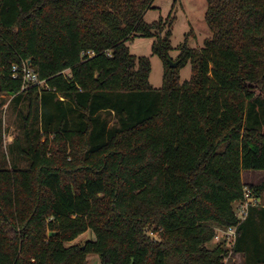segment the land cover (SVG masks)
Masks as SVG:
<instances>
[{"label": "trees", "instance_id": "obj_1", "mask_svg": "<svg viewBox=\"0 0 264 264\" xmlns=\"http://www.w3.org/2000/svg\"><path fill=\"white\" fill-rule=\"evenodd\" d=\"M154 2L0 0V93L28 101L11 152L29 164L0 168V264H87L93 253L102 264H223L229 254L226 240L207 245L215 227L239 223L246 187L259 196L242 172L264 171V0H207L214 35L200 51L185 41L177 68L174 19L145 21ZM138 36L157 38L160 89L150 59L130 52ZM23 62L44 86L22 90L12 66ZM255 210L233 247L244 264H264L249 234ZM87 231L94 240L66 245Z\"/></svg>", "mask_w": 264, "mask_h": 264}, {"label": "rangeland", "instance_id": "obj_2", "mask_svg": "<svg viewBox=\"0 0 264 264\" xmlns=\"http://www.w3.org/2000/svg\"><path fill=\"white\" fill-rule=\"evenodd\" d=\"M208 7L207 0H155L153 8L146 13L145 21L148 24L163 19L164 24L166 23L168 28L169 24L167 23L174 19L171 26V45L173 50L170 55L172 61H177L185 41L189 48L200 51L204 48L205 40L213 37L214 31L209 28L205 20ZM156 41V37L146 38L138 36L129 42L128 46L132 55L138 58L148 57L150 59L152 69L149 81L153 88L160 89L163 86L165 66L160 56L153 51ZM191 76L192 64L189 61L186 66L180 69L181 82L190 80ZM20 111L27 113L28 101L23 100L21 103L16 104L12 96L0 93V168L11 169L12 166H16L25 169L29 165L27 160L11 152L14 142L17 140L23 142L24 139ZM116 124V120L112 119L110 125L114 126ZM50 137L52 140L53 136ZM43 141H45V138H43ZM49 145L50 149L54 148L52 141H50ZM244 173L246 182L258 181L264 175V171H244ZM49 234L48 237H50ZM148 234L154 240L159 241L162 239L160 231H155L154 227L150 228ZM94 239V233L87 231L73 242L66 243V245H83L88 240ZM218 244L219 242L213 239L207 246L210 249H214ZM87 264H102V261L98 254L93 253L88 255ZM228 264L235 263L230 260Z\"/></svg>", "mask_w": 264, "mask_h": 264}, {"label": "built area", "instance_id": "obj_3", "mask_svg": "<svg viewBox=\"0 0 264 264\" xmlns=\"http://www.w3.org/2000/svg\"><path fill=\"white\" fill-rule=\"evenodd\" d=\"M12 74L15 79H21L23 82L22 90H27L32 86H44L45 81L40 80L38 73L30 67L26 62L22 64H14L12 66ZM259 204V200L254 191L246 187L244 189V198L241 201L235 203V215L239 223L235 226L228 227L226 229L217 227L214 240L221 242L226 240L228 243L229 254L223 258V264H228L230 260L236 261L235 253H233V247L237 238L238 227L249 216L251 207H255Z\"/></svg>", "mask_w": 264, "mask_h": 264}, {"label": "crops", "instance_id": "obj_4", "mask_svg": "<svg viewBox=\"0 0 264 264\" xmlns=\"http://www.w3.org/2000/svg\"><path fill=\"white\" fill-rule=\"evenodd\" d=\"M244 174L245 173L243 171L242 182L244 185H255L261 187L259 190V196L257 197L259 204L255 206L256 210L252 215V223L250 225L249 234L254 237L253 239H259V241L264 244V175L263 178L259 179L258 181L246 182L244 179ZM262 250L264 251V247ZM235 258V264H244V254L237 253L235 254Z\"/></svg>", "mask_w": 264, "mask_h": 264}, {"label": "water", "instance_id": "obj_5", "mask_svg": "<svg viewBox=\"0 0 264 264\" xmlns=\"http://www.w3.org/2000/svg\"><path fill=\"white\" fill-rule=\"evenodd\" d=\"M180 62L179 61H172V60H169V66L171 68H177L179 66ZM50 237H52L53 235H56L55 232H51L50 234Z\"/></svg>", "mask_w": 264, "mask_h": 264}]
</instances>
